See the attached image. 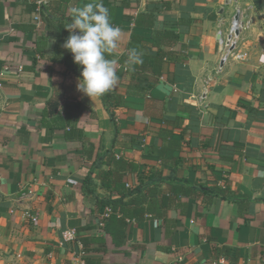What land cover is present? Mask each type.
<instances>
[{"label":"crops","instance_id":"1","mask_svg":"<svg viewBox=\"0 0 264 264\" xmlns=\"http://www.w3.org/2000/svg\"><path fill=\"white\" fill-rule=\"evenodd\" d=\"M87 2L0 0V264H264V0H103L122 29L114 118L33 20L40 3L57 26ZM106 208L126 222L121 244Z\"/></svg>","mask_w":264,"mask_h":264},{"label":"clouds","instance_id":"2","mask_svg":"<svg viewBox=\"0 0 264 264\" xmlns=\"http://www.w3.org/2000/svg\"><path fill=\"white\" fill-rule=\"evenodd\" d=\"M68 13L70 22L64 28L69 35L62 48L80 68L77 91L92 100L112 91L118 82L117 59L108 57L120 47L122 29L113 24L103 0H88L81 7L69 8ZM142 63V51H127L125 64L130 71Z\"/></svg>","mask_w":264,"mask_h":264},{"label":"trees","instance_id":"3","mask_svg":"<svg viewBox=\"0 0 264 264\" xmlns=\"http://www.w3.org/2000/svg\"><path fill=\"white\" fill-rule=\"evenodd\" d=\"M63 3H67L68 0H62ZM40 17L41 21H45L46 23V26H47V29L49 31V33L53 34L55 36V38L59 39L60 38V44L61 42L64 43V41L67 39L69 33L68 31L64 28L66 26L67 23L70 22V16H69V13L64 17H62V19H58L59 21V24L57 26H53L52 23L53 22H57L53 15L51 13H49L48 9H47V6L46 4H43V3H40L36 6V9H35V12H34V17H33V20L35 22V24L38 23V21L36 20V16ZM65 22H64V20ZM51 28H54V32L51 30ZM139 39L137 38L136 35H132V40L129 44V49H132L133 47H137L136 45L139 43ZM45 45H46V42L45 40H38L37 42V45H36V48L38 51H42L44 48H45ZM59 52V50H58ZM60 52H61V49H60ZM109 59H111V57L109 56L108 57ZM65 64L67 66H70V65H73L74 67H78L76 64L73 63V59H72V55L70 54L69 58H67L65 60ZM80 69V68H79ZM74 72L76 73V75H80V71L75 69L74 68ZM138 80V83L141 82L140 80L141 79H137ZM138 86V85H137ZM147 87V86H146ZM145 88V86H144ZM104 106L108 109V111L110 112V115L112 118H114V112H113V109L117 106H120L122 105V95L114 92V91H110L106 94H104L103 96L100 97ZM57 107H58V103L56 101H49L48 102V108L49 110L47 111L48 113H52V114H56V110H57ZM46 112V113H47ZM61 115L57 114L55 116H53V120L56 121L58 119H61V123L64 125V128H66V136L68 138H73L75 136H80V131L76 128L73 127V125L71 126L70 125V119L71 117L70 116H65V117H62L60 118ZM87 179L89 178H86V181ZM227 191L225 192V195L228 196V197H231L232 194L230 193V195H227ZM232 199V197H231ZM107 218V217H106ZM113 218L116 220L114 221ZM113 221V222H112ZM125 221H124V218L123 217H116L114 215H111V211H109L108 213V220H107V223H106V229H111V227H109V225L111 224H114L116 229H119V233L116 232L115 230H112L113 231V235H114V242L116 244H121L122 243V240H123V237L121 236V233H120V230L121 231H124V225H125ZM120 238V241L117 239ZM84 264H98L96 260H93V259H89V258H85L84 259Z\"/></svg>","mask_w":264,"mask_h":264},{"label":"built area","instance_id":"4","mask_svg":"<svg viewBox=\"0 0 264 264\" xmlns=\"http://www.w3.org/2000/svg\"><path fill=\"white\" fill-rule=\"evenodd\" d=\"M36 20L38 21V24H40L41 22V19L38 16H36ZM238 19H234L232 20V24H231V27L229 29V38H225L223 36H220L219 39H218V43L220 45V48H221V54H220V58L221 59H226L228 54L230 53V51L232 49H230L231 47L233 48L235 42H236V34H235V31H237V29L240 27V24L237 22ZM218 34L220 35L221 34V30H218ZM246 56L245 53H237L235 55V57L237 59H242ZM259 61H264V40H263V43H262V48H261V53H260V56H259ZM33 193H32V190L28 189L26 191V194L23 195V196H27V197H30L32 196ZM110 209L109 208H106L105 212L102 214V217L105 219L106 217H108V213H109ZM30 218H31V221L32 222H36L37 220V217L35 215H29ZM74 235H75V231L74 230H68L64 233V236L66 239H73L74 238ZM223 260L222 259H219V260H207V261H204L203 264H218L219 262H222ZM75 264H84V257H79L76 261Z\"/></svg>","mask_w":264,"mask_h":264},{"label":"water","instance_id":"5","mask_svg":"<svg viewBox=\"0 0 264 264\" xmlns=\"http://www.w3.org/2000/svg\"><path fill=\"white\" fill-rule=\"evenodd\" d=\"M238 17L237 16H235V19H237ZM237 33H238V31H235V34L237 35ZM230 49H232V47L230 48Z\"/></svg>","mask_w":264,"mask_h":264}]
</instances>
